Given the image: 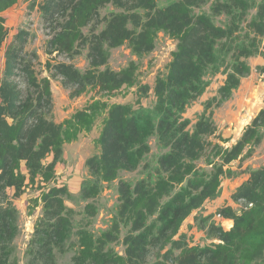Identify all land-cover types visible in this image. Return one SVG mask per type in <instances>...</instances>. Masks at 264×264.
<instances>
[{
	"label": "trees",
	"instance_id": "1",
	"mask_svg": "<svg viewBox=\"0 0 264 264\" xmlns=\"http://www.w3.org/2000/svg\"><path fill=\"white\" fill-rule=\"evenodd\" d=\"M159 1L33 0L31 6H40L54 30L48 42L51 54L57 51L73 57L81 47L89 46L90 68L84 72L73 63L49 64L53 76H61L65 86L74 88L72 96L82 95L90 86L115 94L137 84L136 62L120 71L101 69L108 64L111 49L128 43L138 56L148 54L156 48L162 31L177 41L168 72L156 78L153 108L141 107L140 101L137 107L96 100L56 122L48 117L54 105L52 81L38 73L37 55L27 50L29 32L21 30L5 47L9 28L4 14L19 0H0V64L4 60L0 78V264H10L16 250L14 242L20 234L16 201L33 186L41 194L31 198L29 212L41 206L42 213L29 242L28 264H57L58 253L69 251L70 245L77 247L74 264H264V166L251 170L233 193L234 201L244 203L240 212L231 206L219 210L233 225L225 229L212 224L210 235L215 242L199 246L175 240L184 221L218 195L224 166L242 158L247 149L251 155L253 147L262 142L264 108L232 148L218 150L223 164L211 172L201 171L197 162L206 152V139L218 128L204 115L192 130L183 113L205 91L207 70L213 67L217 72L219 62L225 61L218 52L232 53L233 59L219 89V104L251 72L247 59L258 53V42L264 37V0L258 4L256 0L214 1L212 14L228 16L226 27L217 25L208 13H195L210 0H176L165 7H159ZM108 5L122 11L106 18L101 30L93 27L86 34L84 30ZM253 8L256 13L248 19ZM245 21L250 34L236 36ZM258 69L264 74V65ZM149 90V86L142 87L144 95ZM103 113L106 116L97 139L101 151L87 158L90 179L82 181L79 191L87 201L85 214L89 217L97 215L95 200L101 182L115 181L122 170L138 169L151 150L152 136L157 135L169 151L159 158L154 183L120 181V205L109 230L100 235L89 228L74 232L77 210L68 201L74 200L75 193L67 183L58 181V167L65 162V145L90 132ZM124 225L129 228L121 254L110 245L119 240ZM152 248L165 249L154 263L148 261Z\"/></svg>",
	"mask_w": 264,
	"mask_h": 264
},
{
	"label": "rangeland",
	"instance_id": "2",
	"mask_svg": "<svg viewBox=\"0 0 264 264\" xmlns=\"http://www.w3.org/2000/svg\"><path fill=\"white\" fill-rule=\"evenodd\" d=\"M40 1V0H39ZM176 0L159 1V7H165ZM208 3L195 9L196 14L208 13L213 16L211 8L213 2ZM33 0H19V2L6 11V25L9 28V36L6 40L5 47L13 41L15 35L21 30L29 32L27 50L34 53V63L36 69L41 76H50L52 81V90L54 96V105L48 117L56 122H62L70 117L75 111L82 109L93 101L100 100L109 104L124 103L140 106L150 109L155 106L154 85L157 76L165 75L168 72L169 64L172 60V53L177 47V41L172 39L165 32H160L156 40V48L145 55L138 56L132 50L128 43L110 50L109 62L101 67L105 69L109 67L113 70L120 71L126 68L131 62H136L139 66L137 75V84L133 87L124 88L123 90L110 94L101 92L99 87H88L80 96H72L74 88L65 86L61 76H53L51 65L59 62L73 63L82 72L90 68L89 46L80 48V53L73 57L68 54H61L57 51L50 53L48 42L52 37L54 30L44 17L43 10L40 6H31ZM260 0H256L258 4ZM257 8L250 11L248 19H251ZM122 11L113 5H108L101 9L100 16L84 31L89 34L92 28L98 31L105 26L106 18L112 13ZM215 23L219 26L226 27L229 24V18L225 14L213 16ZM241 24L240 32L236 36L246 38L250 34L246 27V21ZM251 38V36H250ZM249 43V41L247 40ZM259 51L252 57L247 59L251 67V72L242 77L241 84L236 88L230 98L224 100L220 104L219 89L226 82L229 73V67L233 64L232 53L218 52L220 60L217 65L219 70L211 67L204 76V82L207 87L205 91L195 100L191 101L185 112L184 119H189L190 127L193 130L194 125L204 115L210 117L217 125V132L208 136L207 149L203 157L197 162L201 171L211 172L217 166H221L222 159L217 156L218 150L232 148L242 137L246 127L251 123L253 118L264 108V77L259 71V67L264 65V37L259 43ZM6 48L2 51L5 54ZM219 60V61H220ZM4 68L0 64V78ZM149 86V92L144 95L142 87ZM217 97V99H214ZM106 113L99 116L95 126L90 132H84L77 141L67 143L65 145V162L60 164L58 181L66 184L73 176L80 171V175H84V181L90 179L88 169L85 166L87 158L98 154L101 149L97 142L99 138L103 120ZM264 133V130H262ZM150 152L145 156L141 166L134 171L122 170L119 178L113 182H101V192L96 198L97 215L89 217L85 214V206L87 201L80 197V193H75L73 201L68 204L77 210L74 220V232L81 228H89L96 235L109 230L117 215L120 205L119 183L127 181L135 185L140 180H147L154 183L158 178L159 158L162 154L169 151L168 148L160 142L159 137L154 135L150 138ZM251 155H247L248 149L245 150L242 158L233 161L224 166L225 174L222 177L221 189L218 195L213 199H208L197 210H195L183 223L179 233L175 236V240L185 239L190 245L206 246L216 241L210 235V227L212 224L224 226L225 229L231 228L233 221L225 219L219 215L221 208L231 206L236 212H240L244 203L234 201L233 193L237 188L249 178L251 170L264 163V135L262 142L253 147ZM51 158V157H50ZM48 160H51V159ZM83 181V182H84ZM71 187L76 188L75 182L71 181ZM69 186V185H68ZM41 191L37 186L28 189L27 193L16 201L19 208V227L20 234L15 239V253L10 264H28L31 257L28 255L29 242L34 232V226L38 217L42 213V207H37L33 213H30L29 206L33 205L31 198L40 196ZM156 216L153 217L154 220ZM128 226L122 227V233L115 243L110 247L116 252L124 254L125 245L123 239L128 231ZM75 245H70V250L65 253H58L57 264H74L73 256L76 250ZM165 249L152 248L148 261L154 263L162 257ZM172 264V263H171Z\"/></svg>",
	"mask_w": 264,
	"mask_h": 264
},
{
	"label": "crops",
	"instance_id": "3",
	"mask_svg": "<svg viewBox=\"0 0 264 264\" xmlns=\"http://www.w3.org/2000/svg\"><path fill=\"white\" fill-rule=\"evenodd\" d=\"M4 17H5V15H4ZM1 64H2V69L4 68V60L1 62ZM263 77H264V74H263ZM261 166H264V163L262 164V165H260V166H258V167H255L254 169H258L259 167H261ZM59 171H61V169H60V165H59V167H58V172ZM84 175H80V171L79 172H77L74 176H73V178L72 179H70L68 182H66L68 185H69V187H70V189H71V191H73L74 193H79V191H80V189H81V184H82V181L84 180L83 177ZM71 181H74L75 182V186H76V188H72L71 187ZM233 225V224H232ZM232 227V226H231Z\"/></svg>",
	"mask_w": 264,
	"mask_h": 264
}]
</instances>
